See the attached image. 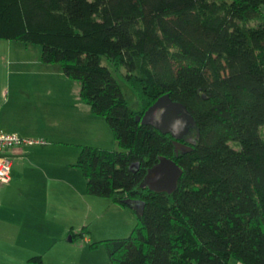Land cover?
I'll use <instances>...</instances> for the list:
<instances>
[{"label": "trees", "instance_id": "1", "mask_svg": "<svg viewBox=\"0 0 264 264\" xmlns=\"http://www.w3.org/2000/svg\"><path fill=\"white\" fill-rule=\"evenodd\" d=\"M0 40L40 45L121 148L83 145L74 164L89 195L137 218L91 249L104 244L112 264H264V0H0ZM165 94L195 119L191 151L137 120ZM162 157L183 170L172 193L144 183Z\"/></svg>", "mask_w": 264, "mask_h": 264}, {"label": "crops", "instance_id": "2", "mask_svg": "<svg viewBox=\"0 0 264 264\" xmlns=\"http://www.w3.org/2000/svg\"><path fill=\"white\" fill-rule=\"evenodd\" d=\"M50 87H41L38 98L30 89L29 100L22 103H18L22 92L14 101L7 95L0 99L1 130L23 138L45 140L42 144H22L8 150L13 165L11 181L0 183V249L39 253L50 248L54 241L71 234L79 202L90 198L78 167L73 165L77 154L67 155L71 161L65 163L62 145L72 140L68 136L72 128L78 136L80 131L86 134L91 111L81 102L80 88L73 104L66 88ZM72 108L77 109L81 118L76 119L75 127L68 122ZM23 123L33 125L34 134H27L21 126Z\"/></svg>", "mask_w": 264, "mask_h": 264}, {"label": "rangeland", "instance_id": "3", "mask_svg": "<svg viewBox=\"0 0 264 264\" xmlns=\"http://www.w3.org/2000/svg\"><path fill=\"white\" fill-rule=\"evenodd\" d=\"M41 50L40 45H26L20 41L0 40L1 100L7 95L11 101H14L19 92H22V99L18 101V103H22L29 100L30 95L27 92L30 89L31 93H37L36 97L38 98L40 95L38 93L42 92L39 90L41 87L51 88L50 86H53L66 88L71 94L70 96L73 97L70 102L75 104L74 97L79 95L77 93L80 88L79 81L68 78L59 64H44L41 61ZM102 62L113 71L131 108L140 111L142 109L141 102L134 89L125 80L124 69L121 72L116 70L105 57H103ZM33 72H42L43 75ZM81 102L84 103L82 100ZM74 108L69 111L71 117L68 122L75 127L76 119L80 120L81 118L77 109L74 110ZM88 113L91 115V119L88 120V127L85 129L86 134L82 135L80 131L78 136L77 131L72 128L71 133H68L72 140H68L62 145L64 150L62 160L65 163L70 164L71 161L67 155L77 154L74 165L83 145L121 149L106 120L103 117L93 115L92 112ZM21 126L27 134H34L31 133L34 130L33 125L28 126L23 123ZM79 171L84 180L85 187L84 185L83 187L86 195L90 198L82 199L79 202L78 210L73 215L74 227L72 231L79 233L83 227H86L85 236L70 240L71 234L65 235L54 241L50 246L51 249H42L39 253H21L20 251L0 249V264H32L30 259L35 256H41L43 264H112L104 244L101 243L97 248L91 249L90 243L129 236L137 224L136 214L131 208L117 205L111 199L89 195L86 190V180L80 169ZM230 264L241 263L233 258Z\"/></svg>", "mask_w": 264, "mask_h": 264}, {"label": "water", "instance_id": "4", "mask_svg": "<svg viewBox=\"0 0 264 264\" xmlns=\"http://www.w3.org/2000/svg\"><path fill=\"white\" fill-rule=\"evenodd\" d=\"M137 120L164 134H171L177 153L192 150L181 140L190 134L195 119L183 103L174 101L168 94L158 98L143 115H137ZM182 173V168L174 160L162 157L161 162L149 170L144 183L154 191L172 193L177 189ZM133 204L139 206L138 201L133 200Z\"/></svg>", "mask_w": 264, "mask_h": 264}, {"label": "built area", "instance_id": "5", "mask_svg": "<svg viewBox=\"0 0 264 264\" xmlns=\"http://www.w3.org/2000/svg\"><path fill=\"white\" fill-rule=\"evenodd\" d=\"M43 139H28L23 138L15 133L5 132L0 129V183L8 184L11 181V172L13 161L8 155V150L11 147L22 144H42Z\"/></svg>", "mask_w": 264, "mask_h": 264}]
</instances>
